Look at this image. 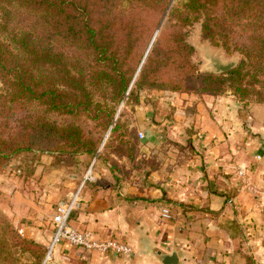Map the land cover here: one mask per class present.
I'll list each match as a JSON object with an SVG mask.
<instances>
[{
    "label": "crops",
    "instance_id": "1",
    "mask_svg": "<svg viewBox=\"0 0 264 264\" xmlns=\"http://www.w3.org/2000/svg\"><path fill=\"white\" fill-rule=\"evenodd\" d=\"M159 94L158 116L140 104L126 125L137 135L128 142L133 153L96 157L69 224L98 239L128 242L138 264H162L159 252L172 250L177 264H264V104L243 106L231 94ZM239 166L249 186L234 177ZM22 230L47 243L53 223H26ZM51 256L63 264H123L112 252L67 242L56 244Z\"/></svg>",
    "mask_w": 264,
    "mask_h": 264
},
{
    "label": "trees",
    "instance_id": "2",
    "mask_svg": "<svg viewBox=\"0 0 264 264\" xmlns=\"http://www.w3.org/2000/svg\"><path fill=\"white\" fill-rule=\"evenodd\" d=\"M114 1L0 0V159L27 150L36 136L62 142L67 146L60 150L72 153L92 156L102 147L103 160H110L113 152L130 156L134 143L129 146V138L137 135L123 122L112 120L116 106L143 85L211 95L230 90L239 100L253 94L264 102V0H183L180 8L173 4L169 17L181 25L200 20L204 39L227 52L236 50L242 58L224 73H199L191 59L193 47L177 31L168 49L172 71L181 80L174 81L170 75L168 86L158 84L161 71L157 68L148 75L158 29L133 69L124 67L122 55L132 56L136 37H130L133 29L124 25L127 39L120 45L115 26L123 21L110 11ZM99 4L107 9L93 17ZM96 88L110 90L107 103L95 99ZM34 106L68 120L59 123L31 116V121L26 116L23 121L24 116L15 119L12 129L18 130L11 138L3 137L10 116ZM80 114L105 119L99 125L103 132L89 138L74 120ZM27 123L30 133L24 130ZM1 236L0 232V254L5 252Z\"/></svg>",
    "mask_w": 264,
    "mask_h": 264
},
{
    "label": "rangeland",
    "instance_id": "3",
    "mask_svg": "<svg viewBox=\"0 0 264 264\" xmlns=\"http://www.w3.org/2000/svg\"><path fill=\"white\" fill-rule=\"evenodd\" d=\"M118 1H114V5L110 6V11L113 15H117L120 18L119 21H123L120 25L115 26V32L119 36V43L122 45L127 39V34L123 30L124 25H129L131 30L133 29L129 36L136 37L132 39L134 45L132 56L122 55L123 59H125L123 61L124 67L129 70L133 69L142 56L143 51L147 48L153 33L158 29L154 38V42L157 45H155L154 53L149 62L148 75L150 76L155 68L160 70L161 75L157 82L162 84V86H168V77L170 75H173L172 79L174 81L181 80V76L172 71L173 65L170 64L169 53V47H171L177 31L184 33L185 41L193 47L191 59L199 73L221 74L211 70L210 65H208L210 60L207 57V52L208 54L219 55L221 62L233 60L235 61V66L238 65L242 58L240 52L236 50L227 52L223 46L213 45L209 40L204 39L201 33L200 20L181 25L176 18L169 17L168 12L171 6L175 4L180 8L183 0H170L169 4L168 0ZM165 1L166 5L164 4ZM106 9L107 6L99 4L97 11L94 10L93 12V17H99ZM207 46L208 50L205 48ZM165 91H168V89L152 88L147 85L137 88L129 99L126 95L120 104L116 106L112 123L121 121L128 125V123L134 122L137 118L135 106L140 104H150L154 115L158 116L157 111L160 110H156L155 107L160 102L159 95L161 94L159 93ZM224 94L233 95L238 104L243 106L249 103L264 104V102H258L253 94H250L245 100H239L230 90L221 95ZM110 96V90L107 88L95 89V99L101 103L106 102V99H108L106 97ZM108 103L115 106L110 101ZM163 113L161 112L160 114ZM24 116L23 121L26 120V116H30L31 121L33 120L31 116H45L59 123L68 120L67 117L46 112L43 108L35 106L30 109L26 108L10 116L7 125L3 127V137L6 139L11 138V133L18 130L12 129L17 125V120L15 119H22ZM74 120L83 128L89 138H96L99 133L103 132V128L99 125L105 119L96 120L80 114ZM26 126L25 132L30 133L28 130L29 123ZM32 133L34 131H31ZM46 140L48 139L36 136V140L33 144H30V148L27 150L0 159V197L3 200L0 201V205L4 209L12 208V214H10L0 206V232L5 249V252L0 254V264H40L41 262H44V264H63L62 260H54L51 256L52 252L49 256L47 255L51 240L46 243L39 238L29 237L22 228L26 226V223H31L35 227L39 226L40 228L43 227L44 221L51 224V216H53L52 213L57 203L66 201L71 197L72 193L77 191L83 181L82 186L85 181L91 180L92 171L96 165V157H101L100 155H102L104 150L100 147L92 156L81 152L72 153L65 149L60 150L61 147L67 146L66 144L59 141ZM53 196L57 197L54 202H52ZM23 207L29 208L30 215H20L18 213ZM46 210L50 211V215H46Z\"/></svg>",
    "mask_w": 264,
    "mask_h": 264
},
{
    "label": "built area",
    "instance_id": "4",
    "mask_svg": "<svg viewBox=\"0 0 264 264\" xmlns=\"http://www.w3.org/2000/svg\"><path fill=\"white\" fill-rule=\"evenodd\" d=\"M141 136L142 134L139 133V137ZM234 177L239 178L242 184L246 186L250 185L245 167H237L234 171ZM82 183L77 191L72 193L71 197L66 201L58 202L56 205L55 212L52 216L53 233L47 255L51 254L56 244L67 242L71 246L100 254L112 252L123 259V264H138L131 260L134 249L128 242L116 238L98 239L91 231L78 229L69 224L72 212L79 205ZM161 214L165 218L170 217L168 208H163Z\"/></svg>",
    "mask_w": 264,
    "mask_h": 264
},
{
    "label": "water",
    "instance_id": "5",
    "mask_svg": "<svg viewBox=\"0 0 264 264\" xmlns=\"http://www.w3.org/2000/svg\"><path fill=\"white\" fill-rule=\"evenodd\" d=\"M155 35H156V33L154 34L153 38L155 37ZM152 40L150 42V45L152 44ZM150 45H149V47H148V49L144 55V58H145L146 54L148 53ZM205 48H206V50H208V46ZM207 57L210 60V63L208 65H210L211 70L216 72V73H224V72L230 70L231 68H233L235 66V61H233V60L228 61V62H221L219 55H212V54H208V52H207ZM144 58H143V60H144ZM143 60H142V62H143ZM142 62H141V64H142ZM141 64H140V66H141ZM159 256H160V260H161L162 264H177L178 263V256H177L176 251H174V250L170 251L169 253H160L159 252Z\"/></svg>",
    "mask_w": 264,
    "mask_h": 264
},
{
    "label": "bare ground",
    "instance_id": "6",
    "mask_svg": "<svg viewBox=\"0 0 264 264\" xmlns=\"http://www.w3.org/2000/svg\"><path fill=\"white\" fill-rule=\"evenodd\" d=\"M49 255H50V254H49ZM49 255H48V256H49ZM47 258H48V257H47Z\"/></svg>",
    "mask_w": 264,
    "mask_h": 264
}]
</instances>
